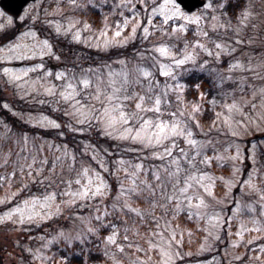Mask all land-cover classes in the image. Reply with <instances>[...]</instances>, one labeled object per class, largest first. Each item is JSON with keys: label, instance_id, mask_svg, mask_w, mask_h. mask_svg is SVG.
Returning a JSON list of instances; mask_svg holds the SVG:
<instances>
[{"label": "rangeland", "instance_id": "obj_1", "mask_svg": "<svg viewBox=\"0 0 264 264\" xmlns=\"http://www.w3.org/2000/svg\"><path fill=\"white\" fill-rule=\"evenodd\" d=\"M162 3L164 0H35L19 16L7 13L0 6L4 12L0 15V34L6 32L5 37L12 31L15 33L9 40L0 38V217L17 206L23 208L25 200L42 198L52 192L57 194L52 211L55 212V205L60 207L58 214L47 219H25L21 224L16 222L19 214L14 213L11 221L0 222V246L4 250L0 264H66L67 260L62 257L68 259V256L60 251L66 244H81L97 251L100 259H93L91 264H164L167 258L159 248H150L148 242L151 240L167 249L173 231L180 243L172 242L171 264H264V251H261L264 246V0H207L206 4L211 3L212 7L204 5L191 12L176 2L182 11L197 13L201 17L199 24L179 17L164 23L159 11L152 13V8ZM245 9L251 15L241 23ZM8 17L12 18L11 22ZM126 18L127 27L124 26ZM137 21L140 26L132 38V24ZM179 24H184L186 30H180ZM144 27L149 28L148 34L144 33ZM117 31L121 32L119 36L115 35ZM204 32L206 37L202 35ZM24 33L27 35H22ZM140 35L146 40L152 37L143 57L125 58L115 53L109 59L111 49L126 46ZM126 37L127 41L123 42ZM45 40L48 45L43 43ZM197 40L210 49L211 54L197 46ZM217 43L222 44L223 49H217ZM13 45L19 47L13 48ZM161 45H167L174 57L162 56L157 51ZM186 51L194 52V60L174 65L173 59L183 58ZM217 51L221 53L219 57L215 55ZM18 54L24 58H15ZM236 61H240L243 68L229 71ZM41 64L42 68L37 67ZM161 64L169 66L172 75L164 76ZM5 68L21 78H12L11 73H5ZM145 68L152 73L151 77L141 75L140 70ZM194 71L205 73L212 82V87H204L205 90L202 82L195 83L198 97L189 92L186 81ZM83 79H88L90 84L85 86ZM113 80L115 87L121 89L116 93L121 99L112 103H122L124 111L136 115L127 125L118 124L105 130L103 121L96 116L102 115L108 104ZM69 83L76 86L75 100L86 106L83 109L86 114L90 113L85 123H79L82 117L74 111L73 101L61 95ZM46 89H51V93ZM136 94L151 97L145 101L148 108L159 95L160 112L137 110L135 104L139 97ZM124 96L129 99L124 100ZM23 99L35 103L37 110L19 109V100ZM194 104L199 106L196 111H193ZM232 104L238 107L229 110L227 106ZM44 108L48 111H43ZM7 113L45 129L57 127L42 121V117L57 122L60 127L96 126L114 138L144 146L140 141L121 139V133L127 127L139 128L145 119L154 123L179 120L185 133L191 130L192 136L171 138L163 146L147 145L151 150L149 159L139 160L131 170V165L126 167L127 172L117 179L115 194L102 170L84 165L104 178L109 186L108 194L69 204L70 197L65 194L68 181L73 182V191L78 190L75 180L83 167L77 171L67 168L66 163L59 167L61 148L54 149L53 140L15 129L7 120ZM173 139L175 148L168 156L163 149L171 147ZM188 139L199 143L192 145ZM238 147L240 158L233 159ZM157 152L159 156L153 155ZM205 156L212 158L210 163H201ZM177 158L181 170L170 177L169 173L177 167L172 161ZM48 161H52V165H48ZM137 164L142 168L137 169ZM48 166L49 171L45 172ZM133 172L137 173V184L143 191L133 193L129 202L143 210V216L127 208L112 207L114 202L123 205V197L119 201L117 197L121 184L127 189L129 174ZM155 172L160 174L159 181L154 178ZM193 173H207L212 178L203 181L205 186H211V195L195 181L187 193L203 195L206 208L189 209L178 191L184 179ZM250 174L253 186L244 183ZM145 180L155 189L154 194L142 183ZM229 180L233 182L231 191L227 187ZM161 184L163 187L159 186ZM173 193L181 196V200H168L167 196ZM177 203L181 205L179 209ZM36 208L47 214L39 204ZM196 211L202 214L197 216ZM98 215L103 218L101 221L95 219ZM113 224L116 229L111 227ZM92 226H99L96 233H88ZM257 227L261 231H256ZM117 229L116 244L109 243L107 236ZM237 232H242L243 238L237 236ZM82 233L86 234L84 243L74 239ZM66 237L73 239L69 242ZM117 245H123V251Z\"/></svg>", "mask_w": 264, "mask_h": 264}, {"label": "snow or ice", "instance_id": "obj_2", "mask_svg": "<svg viewBox=\"0 0 264 264\" xmlns=\"http://www.w3.org/2000/svg\"><path fill=\"white\" fill-rule=\"evenodd\" d=\"M74 2V0H73ZM169 4L171 5L169 7ZM212 7L211 3L205 4V8H210ZM221 7H223V5H221ZM160 12L161 15L164 16V23H168V21L174 17H179L185 21H194L197 24L200 23L201 17L195 13H188V12H184L181 10V8L177 5L176 0H164V3H162L158 8L157 7H153L152 8V13L155 14L156 12ZM0 15H4V12L2 9H0ZM25 15H27V10L25 11ZM251 15V13L245 9L243 12V19L241 20V23H243L244 19H247V17ZM9 22H11V17H8ZM21 20L24 19V16L20 17ZM213 19H217L216 17H213ZM148 22L149 24H151L152 22V18L149 17L148 18ZM129 24V20L126 18L124 21V26L127 27ZM87 27V25H85ZM140 26V22L137 21L135 23L132 24V33H131V37L134 38L135 33L137 31V28ZM71 27V25H70ZM180 30H186L185 25L184 24H179L177 26ZM213 27H215V25H213ZM58 31L60 30L59 28L57 29ZM173 31H176V29L174 28ZM149 32V28L148 27H144V33L148 34ZM121 34L120 31L116 32V36H119ZM22 35H27V33H24ZM33 36H35V33H32ZM202 35H204L205 37L207 36V33L204 32L202 33ZM78 38V36H77ZM128 39V37L125 38L126 42ZM43 43L45 45H48V41L45 40L43 41ZM109 42L106 41L105 42V46H107ZM196 45L201 47V48H205V46L203 44L200 43L199 40L196 41ZM13 48H18L19 45H13ZM217 49H223V45L220 43L216 44ZM49 49H50V45H49ZM186 49H187V45H186ZM157 51L165 57H174V53H172L169 49V47L167 45H161L157 48ZM205 51H208L211 54V50L205 48ZM35 54V53H34ZM41 55H43V52L40 53ZM220 51H217L215 53V55L217 57L220 56ZM11 58V57H9ZM15 58L17 59H23L24 56L22 54H18ZM195 56H194V52H187L185 53V55L183 56V58L180 59H173V64L176 66H180L185 64L188 61L194 60ZM37 67L42 68L43 65H37ZM232 68H243V64L240 61H236L234 64L230 65L229 71ZM167 69V70H165ZM161 70H162V74L164 76H170L172 75L171 69L169 68V66L161 64ZM5 73H11L12 74V78L19 80L21 77L15 75V73L13 72V70L4 69ZM141 75L143 77H151L152 73L148 70V69H141L140 70ZM26 75V72L24 73ZM58 76L63 75L62 73H57ZM111 75V74H110ZM230 78V77H229ZM125 80H127V76L125 75ZM82 83L85 86H88L90 84V81L88 79H83ZM113 88H112V92L108 94V104H106L104 106L103 109V114L102 115H98L96 116L97 120L103 121L104 126H105V130L107 129H112L114 128L116 125L118 124H123V125H127L128 122L133 118V116L136 115V113H133L132 115H129L126 111H124V105L122 103H116L113 104V101H118L121 98L119 96L116 95V93L120 92V88L115 87V81H111ZM197 87H199V85H197ZM70 90V91H69ZM180 90L182 91L183 88L181 87ZM46 91H49L51 93V89H46ZM99 89H98V93H99ZM149 91H151V88H149ZM264 91V90H262ZM78 93L76 92V86L69 83L67 85V89L61 93L62 97L65 100H72L73 101V105H74V111L76 113H78L82 119L79 121V123H85L89 118H90V113L86 114L85 111L83 109L86 108L85 105H81L79 103V101L75 100V96ZM138 95V101L135 104V107L137 110L139 111H150V110H154L155 112H160V105H161V97L159 95H156L154 98V104L152 105L151 108L146 107L145 105V101L146 99H151V97H146L144 95ZM201 95H203V93H201ZM97 99H99V95H97L96 97ZM124 100L129 99L128 96H124L123 97ZM5 107H7V105H5ZM198 105H193V111L198 110ZM229 108V110H232L233 108H237L238 106L235 104L232 105H228L227 106ZM118 113V114H117ZM173 116H175V113L172 114ZM194 118V117H193ZM42 121H47L48 124H51L52 126H55L57 128L60 127V125L55 122V121H50L48 120L47 117H42L41 118ZM198 123V121H197ZM78 131H83V129H77ZM135 133L134 135L132 133ZM106 134H110L106 131ZM234 135H236L237 133H233ZM187 135V137H191L192 136V132L191 130H188L187 133H185V128L182 127L181 122L179 120H174L172 122H166L163 120H158L155 123L153 122V120L151 119H145L143 120L141 126L139 128L133 129L132 127H127L124 129V131L121 133L120 138L121 139H132V140H136V141H140L141 143L147 145H159V146H163L165 144L166 141H169L171 138L174 137H178V136H185ZM24 140L27 141V136H24ZM188 143L192 144V145H198V141L194 140V139H188L187 141ZM172 148H175V140H172V145L171 147H164L163 151L164 154L171 156L172 155ZM181 152H183V149L180 150ZM199 153H197L198 155ZM65 155H67V153H65ZM153 155H157L159 156L160 153H153ZM186 158V157H185ZM240 158V152H239V147L237 148V155L235 157H233V159H238ZM211 157H204V160L201 161V163H210L211 162ZM217 159H221L220 157H217ZM73 160H75V157H73ZM121 163H123V161H121ZM172 163L176 164L177 167L175 168L174 172H170L169 176L170 177H174L176 176L179 172H180V167H179V160L178 158L176 160H173ZM189 163L191 164L192 161H189ZM29 168H31V165H28ZM101 167H103V165H101ZM137 169L142 168V165L137 164L135 166ZM39 171V170H38ZM125 172H127V169H124ZM238 171V169H237ZM94 173V174H91ZM197 176L199 178H197ZM129 185L127 186V189L125 188L124 184H121V189H120V194L117 197V201H119L121 199V197H123V205L121 206V204L114 202L112 207L113 209L116 208H127L130 211L136 213L139 216H143L145 213L143 210H141L138 207H133L132 204L129 202L132 198V194L136 193L139 194L141 193L143 190L139 187V185L137 184V173L133 172L131 174H129ZM154 178L159 181L160 180V174L159 172H155L154 173ZM211 177L208 176L207 173H193L191 176H188L184 179L183 181V186L180 187L178 189L179 193L181 194V196L183 197V200L187 201L188 207L189 209H192L193 207H195L196 209H200V208H206L207 204L205 202L204 196L203 195H199L198 193H193L192 195H188L187 193L189 192V190L193 187V181H195L196 185H199L200 187L203 188V191L205 193H208L209 195L212 194L211 192V186H205L203 184V181L205 180H209L211 181ZM220 179H224L223 177H220ZM73 182L72 181H68V192L65 193L66 195H68L70 197V199L67 201V203L69 204H75L77 200H82V199H88V198H97V197H104L108 194V189L109 186L107 184V182L104 180V178L98 173L95 172V170L90 169L89 167L85 166L82 168L81 173L77 176L75 183L79 186L78 190L73 191L71 189V184ZM142 183L147 185V188L149 190H151V192L154 194L155 189L152 188V185L149 184L146 180L143 181ZM177 184L180 183L179 180L176 181ZM245 184L253 186L252 185V181H251V174L248 180L244 181ZM160 187H163V185H159ZM214 186V185H213ZM233 186V182L231 180L227 181V187L228 190L231 191V188ZM175 187V185H174ZM56 193L52 192V193H48L47 195H45L44 197L40 198V197H33L31 199V201L29 200H25L23 201V205L24 207L21 208L19 206H17L16 208L12 209L11 211H9L8 213H5V215L3 217H0V222L4 221V220H9L11 221L13 219V214L14 213H18L19 214V220L16 221L18 223L23 224L25 219L31 221L33 219H35L36 217H40L41 219H47L50 215H54V214H58L60 211V207L59 205H55V212L52 211L53 205L55 204V200H56ZM181 196H177L175 195V193H173V195L167 196L168 200H177L180 201L181 200ZM196 199V203L193 204V199ZM262 196H264V194H262ZM155 203V201L153 202ZM39 204L40 209L43 210H47V214H44V212L42 211H38L36 208V205ZM161 207H163V205H160ZM180 203H177L176 207L179 209L180 208ZM237 211L239 210V204H237ZM105 214L107 215V208L104 209ZM202 213L200 211H196L195 215L200 216ZM95 219L97 221H101L103 218L101 216H96ZM211 219L214 220H219V217H211ZM89 224H91V220L88 221ZM98 227L99 226H92L88 228V233H96L98 231ZM111 227L113 229H116V226L113 224L111 225ZM157 227H159V225H157ZM241 228L243 229V225H241ZM127 230V229H126ZM244 231H248V229H243ZM256 231H261L260 227L256 228ZM86 234L82 233L81 235H78L76 237H74L75 240H79L81 243H84V237ZM118 235V229L113 231L110 235L107 236V241L109 243L112 244H116V238ZM155 235V233H154ZM237 236H240L241 238H243V233L242 232H237L236 233ZM161 239H163V233L160 234ZM176 237V233L173 231L172 232V236L171 239L167 241V244L169 245V247L166 249L164 247H162L159 244H153L151 242V240H149V247L150 248H159L160 252L162 254L163 257H166L167 259L164 260V264H171L174 256L171 252V245L172 242L175 241L176 244H179L180 241L175 239ZM66 239H69V242H71V240L73 238L70 237H66ZM125 239H127V237H125ZM121 251H123V245H117ZM261 251H264V246L261 247ZM175 255H178V253H175ZM62 259L67 260V257H62ZM117 264H119V262H117Z\"/></svg>", "mask_w": 264, "mask_h": 264}, {"label": "trees", "instance_id": "obj_3", "mask_svg": "<svg viewBox=\"0 0 264 264\" xmlns=\"http://www.w3.org/2000/svg\"><path fill=\"white\" fill-rule=\"evenodd\" d=\"M14 35L15 33L12 31L9 35L5 37L0 36V38L9 40ZM151 39L152 37H149L146 40L140 35L130 44L119 47V51L125 58H141L143 57V53L146 52ZM116 51L117 49H111L109 57H111V54H115ZM186 81L189 83V92H192L196 97L199 95L195 87L196 82H202L201 86L203 90L212 87V82L205 73L194 71L186 78ZM18 105L19 109L23 111H36L38 107L35 103L24 99L22 101L19 100ZM43 111L47 112L48 110L44 108ZM6 117L15 129H21L22 132L26 131L34 136L53 140V148H58L59 150L61 148L62 159H60L61 162L59 164L61 165L59 167L64 166L66 163L67 168L72 167L74 171L81 169L84 165L102 170L111 182L112 194H115V190L118 189L117 179L123 177V173H126L124 169L128 165L129 167L131 165L129 168L131 170L133 164L139 160L149 159L148 156L151 153L149 147L128 140H119L106 134L100 127L96 126H83L80 128L83 131H78L76 128L67 125L59 128L45 129L31 126V124L19 120L16 116H11L8 113ZM73 157H75V160H73ZM48 165H52V161H48ZM44 171L48 172L49 166ZM38 229L41 230V228ZM2 251L4 250L0 246V263ZM60 251L68 256L66 264H91L93 259H100L101 256L97 254V251L86 246H81V244H66L60 247Z\"/></svg>", "mask_w": 264, "mask_h": 264}, {"label": "water", "instance_id": "obj_4", "mask_svg": "<svg viewBox=\"0 0 264 264\" xmlns=\"http://www.w3.org/2000/svg\"><path fill=\"white\" fill-rule=\"evenodd\" d=\"M34 0H0L1 6L13 15H20L24 7ZM181 6L188 10L194 11L198 7L205 5L206 0H176Z\"/></svg>", "mask_w": 264, "mask_h": 264}]
</instances>
